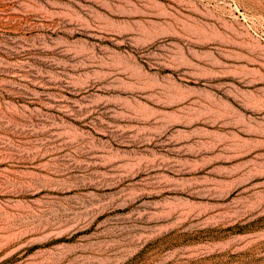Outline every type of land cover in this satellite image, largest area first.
<instances>
[{
  "label": "rangeland",
  "instance_id": "374dc122",
  "mask_svg": "<svg viewBox=\"0 0 264 264\" xmlns=\"http://www.w3.org/2000/svg\"><path fill=\"white\" fill-rule=\"evenodd\" d=\"M0 0V264H264V0Z\"/></svg>",
  "mask_w": 264,
  "mask_h": 264
},
{
  "label": "bare ground",
  "instance_id": "6f19581e",
  "mask_svg": "<svg viewBox=\"0 0 264 264\" xmlns=\"http://www.w3.org/2000/svg\"><path fill=\"white\" fill-rule=\"evenodd\" d=\"M184 1H189V2H192V1H190V0H184ZM192 3H193V4H195V3H197V2H195V3H194V2H192ZM195 5H196V4H195Z\"/></svg>",
  "mask_w": 264,
  "mask_h": 264
}]
</instances>
